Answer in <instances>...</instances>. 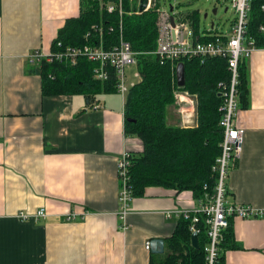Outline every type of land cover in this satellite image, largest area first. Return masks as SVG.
Here are the masks:
<instances>
[{
    "label": "crops",
    "instance_id": "0c3cea01",
    "mask_svg": "<svg viewBox=\"0 0 264 264\" xmlns=\"http://www.w3.org/2000/svg\"><path fill=\"white\" fill-rule=\"evenodd\" d=\"M81 3L0 0V264H149L145 243L170 238L180 219L166 212L197 207L190 191L148 187L133 199L123 231L117 161L143 151L140 139L125 134L124 100L102 94L87 105L82 95H43L28 57L52 51L66 21L80 16ZM251 53L250 100L240 113L246 137L226 192L230 204L261 208L264 49ZM40 209L45 220L19 218ZM232 225L237 247L227 252V264H264V219Z\"/></svg>",
    "mask_w": 264,
    "mask_h": 264
},
{
    "label": "trees",
    "instance_id": "16d2710c",
    "mask_svg": "<svg viewBox=\"0 0 264 264\" xmlns=\"http://www.w3.org/2000/svg\"><path fill=\"white\" fill-rule=\"evenodd\" d=\"M121 3V8L119 7ZM117 6L109 13L107 6ZM120 9L122 14H120ZM187 17L195 37L201 42L217 40L215 36L201 35V13L192 11ZM157 12L155 9L140 13L137 2L131 0H82L78 18L66 21L58 33L52 50L57 44L67 47L103 45L110 49L121 39L130 44L137 56L140 81L130 87L125 101V134L136 137L143 144V151L131 154L128 184L133 198L144 196L148 187H162L177 192L190 191L196 201L213 198L217 187L214 164L221 154L225 93L231 88L232 73L226 57L203 59L183 58L186 86L179 88L177 67L162 63L152 53L158 47ZM264 0H251L247 25V40L264 49ZM246 59L240 62L236 92L240 109L249 105V85ZM98 63L80 58L76 65L43 61L32 69L42 79L43 95L47 97L82 95L93 98L102 94H116V71L106 67L108 79L95 78ZM188 91L197 97L194 127L169 125L168 108L177 109L175 94ZM122 186V185H121ZM199 248L191 243V219H179L170 238L165 240L163 254H151L149 264H209L210 245L206 216L199 214ZM232 222L216 245L213 264H227L229 250L237 247Z\"/></svg>",
    "mask_w": 264,
    "mask_h": 264
},
{
    "label": "built area",
    "instance_id": "2783aa9c",
    "mask_svg": "<svg viewBox=\"0 0 264 264\" xmlns=\"http://www.w3.org/2000/svg\"><path fill=\"white\" fill-rule=\"evenodd\" d=\"M134 1V0H131ZM141 0H135L140 9ZM146 11L155 9L157 12V29H158V47L153 55H156L162 63L170 62L174 67L180 63L183 58L201 57L203 59L214 57H226L229 61V68L232 73L230 90L225 93V104L223 106V117L221 127L223 128V139L220 144L221 154L218 157L213 171L217 175V187L213 198L205 202L196 201L197 207L186 208L176 207L175 210L166 212L167 218L174 216L178 218L191 219L190 230L192 233H199L197 223L199 214H204L208 226V236L210 245L206 249L209 253V264H213L216 256V245L219 243L223 232L230 226V223L236 219L261 218L264 219V207L258 208L251 205L230 204L227 200L226 182L228 180L231 165L241 157L243 152L244 141L246 137V128L240 122V109L238 96L236 95V85L238 77V67L240 62L247 59L257 47L253 41L247 40V25L250 13L251 0H231V7L236 15L234 22L231 24L229 32L216 31L215 25L211 30L206 28L201 35L215 36L217 40L210 42H201L195 37L191 27V19L187 17L188 13L179 10V5H173V12L170 7H161L160 0H148ZM154 6L151 7V3ZM121 8V3L119 5ZM117 6L111 4L107 6L109 13H113ZM120 14L122 10L120 9ZM174 19L175 26H172L171 19ZM202 30V29H201ZM264 32V27H261ZM136 52H133L130 44L121 39L119 45L110 49H105L102 44L99 46L85 47H67L64 48L62 43L57 44V51L44 53L35 51L28 57V61L33 66H40L43 61L47 63L56 62L76 65L80 58L98 63L99 68L95 70V78L105 81L108 79L106 67L113 68L118 78L117 93L121 95L124 102L130 90L127 85L126 69L131 66H137ZM180 88V87H179ZM177 111L180 114L182 127H194L196 125L193 117L197 113V97L188 91H178L175 94ZM131 163V154L125 153L117 161L118 178L121 183L119 196V216L123 221L121 229H128L126 221L130 214V206L133 201L131 188L128 184L129 166ZM179 194V200L183 201V196ZM193 195V194H192ZM48 213L45 209H40L33 215L21 213L19 216L23 221L45 220ZM72 218V215L69 217ZM145 250L151 251V241L145 243Z\"/></svg>",
    "mask_w": 264,
    "mask_h": 264
},
{
    "label": "rangeland",
    "instance_id": "374dc122",
    "mask_svg": "<svg viewBox=\"0 0 264 264\" xmlns=\"http://www.w3.org/2000/svg\"><path fill=\"white\" fill-rule=\"evenodd\" d=\"M179 5V10L183 13H192V11H200L201 13V29H212V23L215 24L216 31L229 32L231 30V24L234 22L236 15L231 7V0H160L161 7H169V5ZM229 8L228 12H225L226 8ZM217 8V15L212 13L213 9ZM205 13L208 17L205 19ZM127 85L133 86L141 79L137 66H131L126 69ZM113 96L114 100L121 99L117 94L105 95ZM102 98V97H101ZM180 115L177 114L173 107L168 108L167 118L169 125L181 126Z\"/></svg>",
    "mask_w": 264,
    "mask_h": 264
},
{
    "label": "water",
    "instance_id": "95a60500",
    "mask_svg": "<svg viewBox=\"0 0 264 264\" xmlns=\"http://www.w3.org/2000/svg\"><path fill=\"white\" fill-rule=\"evenodd\" d=\"M141 5H140V13H143L146 11L147 7H148V0H141ZM154 6V2L151 3V7ZM173 5H171L170 7V11L173 12ZM229 10V8L227 7L225 9V12L227 13ZM212 13L214 15H217L218 12V9L217 8H214ZM208 17V14L205 13V16L204 18L206 19ZM171 24L172 26H175V23H174V19L172 18L171 19ZM214 23H212V26L211 27H214ZM176 73H177V83H178V87L180 88H184L186 86V71H185V66L184 64L181 62L177 65V69H176ZM94 103V98L89 96L86 98V104L89 105V103ZM199 236H198V233L194 232L192 233V236H191V243H192V246L193 248L195 249H198L199 248ZM165 252V240L163 239H153L151 241V253L152 254H163Z\"/></svg>",
    "mask_w": 264,
    "mask_h": 264
}]
</instances>
